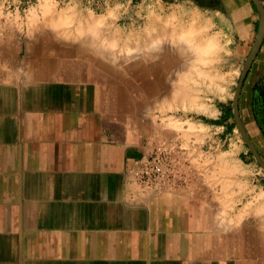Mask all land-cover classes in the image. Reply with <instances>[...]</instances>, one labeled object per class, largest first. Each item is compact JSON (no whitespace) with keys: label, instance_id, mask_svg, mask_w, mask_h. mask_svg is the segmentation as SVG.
Here are the masks:
<instances>
[{"label":"crops","instance_id":"1","mask_svg":"<svg viewBox=\"0 0 264 264\" xmlns=\"http://www.w3.org/2000/svg\"><path fill=\"white\" fill-rule=\"evenodd\" d=\"M4 1L0 264H264V179L219 117L183 122L182 42L131 60L118 0ZM160 143L184 184L148 196L126 166Z\"/></svg>","mask_w":264,"mask_h":264},{"label":"rangeland","instance_id":"2","mask_svg":"<svg viewBox=\"0 0 264 264\" xmlns=\"http://www.w3.org/2000/svg\"><path fill=\"white\" fill-rule=\"evenodd\" d=\"M33 1L35 0H23L20 4L21 9L31 5ZM126 1L118 0V2L124 4L119 9L118 14L128 9V13L134 19L131 21L124 19L118 22L119 26H126L122 39L133 46L128 49L117 50L119 55H123L127 59L138 60L137 57H143L146 54H157L158 49L152 44V41L159 37L157 32L159 33V30L162 29L159 27L157 16L164 13L167 15L176 14L182 27L178 28V31L183 30L187 33L189 29H193L195 32L191 34H194L192 38L212 39L216 46L219 45L215 49L213 48L212 54L203 59L205 62H201L200 59L196 60L194 57L187 58V55L183 54L180 81L186 89L188 98L181 97L177 108L181 110L179 113L183 117V122L187 124H190L191 121H186V118L205 120L210 116H217L223 123L229 125V135L227 137L229 140L225 145L231 143V147H235L234 149L239 153V156L250 162L259 173L258 175L264 179V170L258 165L245 145L235 126L232 115L234 90L244 63L260 31V14L257 7L250 0H191L187 2H181L180 0H129L128 5H126ZM259 1L264 8V0ZM3 4L7 6L4 0H0V7ZM194 7H197L198 10L196 14L190 13V10ZM92 8L95 12L100 9L94 5ZM140 12H142L141 15ZM148 13L153 14L152 16H146ZM166 18L167 23L174 25L173 18L168 19V16ZM221 24L228 29L229 33L218 32V27ZM205 30L206 33H204ZM164 35L167 36V40L164 39L167 45L172 43V39L179 40V35L175 32ZM119 37L121 38V35ZM135 41H140L141 46L134 47ZM183 41L182 52L189 54L190 42L188 40L187 42ZM192 54L194 56V52ZM134 65L141 66V64H131L129 66L133 67ZM156 104L157 100L155 101V108L157 107ZM239 112L251 143L264 160V151L259 149L254 138L255 134L257 138H261L260 140L264 145V138L258 126V123L264 121V36L241 89ZM218 131L217 135H220V129ZM225 145L222 147L223 149L226 148Z\"/></svg>","mask_w":264,"mask_h":264},{"label":"built area","instance_id":"3","mask_svg":"<svg viewBox=\"0 0 264 264\" xmlns=\"http://www.w3.org/2000/svg\"><path fill=\"white\" fill-rule=\"evenodd\" d=\"M147 150L127 164L128 183L138 186L148 196L179 189L184 184L183 149L174 143H160Z\"/></svg>","mask_w":264,"mask_h":264},{"label":"bare ground","instance_id":"4","mask_svg":"<svg viewBox=\"0 0 264 264\" xmlns=\"http://www.w3.org/2000/svg\"><path fill=\"white\" fill-rule=\"evenodd\" d=\"M48 16V15H47ZM162 24V23H161ZM160 26V25H159ZM176 28V27H175ZM175 28H174V26L173 25H171L170 23H167L166 25H165V28L164 29H161V30H159V33L157 32V35L159 36V37H157V38H155L153 41H152V44L158 49L159 47H160V45H164V39H166L167 38V36H165L164 34H167V33H169V32H175ZM195 28V27H194ZM36 29V28H35ZM151 29V28H150ZM37 30V29H36ZM148 30V29H147ZM156 30V29H155ZM152 31V30H151ZM158 31V30H157ZM203 31V30H202ZM195 31L193 30V29H189L188 30V32L187 33H185V31H183V30H180V31H177V32H175V34H177V35H179L178 37H179V40L178 41H183V40H185V42H187V40H188V42H190V50H189V55L188 56H190L191 58L192 57H194V59H200V60H202L201 62H205V60H203V59H205L207 56H209L210 54H212V50H213V48L215 49V47H218L219 45H215L214 44V41L212 40V39H209V40H205V39H202L201 37L198 39V38H192V37H194L193 35H191L192 33H194ZM207 31L205 30V32L204 33H206ZM148 33V32H147ZM152 33H153V31H152ZM160 34H162V35H160ZM147 35V34H146ZM149 35V34H148ZM201 36V35H200ZM203 36V35H202ZM206 36V35H205ZM156 37V36H155ZM109 38V37H108ZM183 38H186V39H183ZM132 39V38H131ZM135 39V38H134ZM147 39V38H146ZM152 39V38H151ZM103 40V39H102ZM167 40V39H166ZM216 40V39H215ZM148 41V40H147ZM172 41V43H173V41L175 42L176 41V39H172L171 40ZM170 41V42H171ZM184 42V41H183ZM217 42V41H216ZM139 44H142V43H139ZM184 44V43H183ZM186 45V44H185ZM150 46H152L151 44H150ZM165 46V45H164ZM153 48V47H152ZM151 49V48H150ZM179 49V48H178ZM196 49V50H195ZM152 50V49H151ZM218 50V49H217ZM220 50V49H219ZM150 51V50H149ZM192 52H194V56H193V54H192ZM151 53V52H150ZM139 54V53H138ZM188 56H186L187 58H188ZM185 57V56H184ZM212 57V56H211ZM135 58V57H134ZM183 65V64H182ZM200 66V65H199ZM200 68V67H199ZM133 70L134 71H139L140 70V68H139V66H137V65H134V67H133ZM200 76V75H199ZM195 77V76H194ZM214 80V79H213ZM178 91L180 92V96L182 97V98H184V99H187L188 98V94H187V92H186V89H185V87L183 86V85H181V83H180V85H178ZM191 100V99H190ZM197 104V103H196ZM246 119H247V117H246ZM247 124H249V123H247ZM249 127L250 128H252L251 126H250V124H249ZM254 132V131H253ZM254 138H255V140H256V142L258 143V147H259V149H261L262 151H264V145H263V143L261 142V138L259 139V138H257L256 136H255V134H254Z\"/></svg>","mask_w":264,"mask_h":264},{"label":"water","instance_id":"5","mask_svg":"<svg viewBox=\"0 0 264 264\" xmlns=\"http://www.w3.org/2000/svg\"><path fill=\"white\" fill-rule=\"evenodd\" d=\"M250 1L257 7L258 12L260 14V31H259L258 37L255 41V44H254L248 58L246 59V61L244 63V66L241 70L239 80L236 84L234 94L232 97V115H233L235 126H236L241 138L243 139L245 145L249 149L250 153L252 154V156L254 157L256 162L258 163V165L264 170V160L261 158V156L259 155V153L255 149V147L251 143V140H250L249 136L247 135V132L245 131V128L242 124V121L240 118V112H239V97H240L241 89L243 87L244 80L248 74V71H249L250 66L252 64V61L257 54V51L260 47V43H261L262 38L264 36V8H263V5L261 4V2L259 0H250Z\"/></svg>","mask_w":264,"mask_h":264},{"label":"flooded vegetation","instance_id":"6","mask_svg":"<svg viewBox=\"0 0 264 264\" xmlns=\"http://www.w3.org/2000/svg\"><path fill=\"white\" fill-rule=\"evenodd\" d=\"M258 126H259L260 133L262 134V136L264 138V121L258 123Z\"/></svg>","mask_w":264,"mask_h":264}]
</instances>
